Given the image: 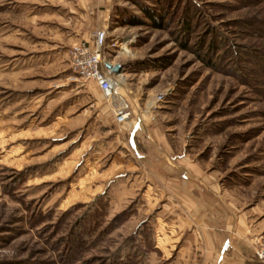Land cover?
I'll return each mask as SVG.
<instances>
[{"label":"rangeland","instance_id":"1","mask_svg":"<svg viewBox=\"0 0 264 264\" xmlns=\"http://www.w3.org/2000/svg\"><path fill=\"white\" fill-rule=\"evenodd\" d=\"M58 1L0 0V264H105L141 222L160 245L162 228L140 207L142 187L125 208L109 204L139 181L132 171L99 177V152L118 128L108 102L69 66L67 51L77 40L61 42L49 25L58 19L49 10ZM248 1L111 0L95 8L105 10L104 24L95 26L97 15L86 14V40L106 30L102 56L122 66L131 107L162 128L173 154L202 162L238 197L264 200V67H256L264 52V2ZM142 6L163 11L164 26L152 24ZM114 37L122 49L110 45ZM163 91L162 102L146 111L144 103ZM101 193L108 201L98 229L129 212L86 246V205ZM148 254L142 264H163Z\"/></svg>","mask_w":264,"mask_h":264},{"label":"crops","instance_id":"2","mask_svg":"<svg viewBox=\"0 0 264 264\" xmlns=\"http://www.w3.org/2000/svg\"><path fill=\"white\" fill-rule=\"evenodd\" d=\"M110 1L59 0L49 8L59 20L53 19L54 24L49 25L57 28L61 42L86 40L90 34L86 14H96V6L106 7ZM97 11L94 25L100 26L105 22V10ZM125 97L138 114L131 107L129 95ZM141 115L127 131L104 130L110 138L99 152L104 157L99 166L104 167L98 174L107 178L112 170L136 173L132 179L139 181L137 186L119 191L109 204L115 211L121 210L128 196L134 198L137 189L143 188L141 195L146 201L140 207L143 212H152L148 221L162 228L161 247L153 236L156 252H150L148 258L158 261L160 257L163 264H264L252 258L253 241L264 236V200L238 197L219 182L216 173L206 171L202 162L186 152L173 154L162 128L144 122ZM110 122L115 125L112 119Z\"/></svg>","mask_w":264,"mask_h":264},{"label":"built area","instance_id":"3","mask_svg":"<svg viewBox=\"0 0 264 264\" xmlns=\"http://www.w3.org/2000/svg\"><path fill=\"white\" fill-rule=\"evenodd\" d=\"M107 32L103 28L93 31L89 40H78L72 43L67 51L69 66L73 74L79 79L96 86L102 98L108 102L113 114V121L117 125L118 131H127L138 121L139 110L135 114L130 108L125 97V78L122 72L114 74L104 67V63H109L102 56V49L108 45ZM111 46L119 47L117 38L114 37ZM112 65V64H111ZM166 91L153 96V102H145L146 111L155 108V103L162 102ZM252 258L264 263V237L258 236L253 241Z\"/></svg>","mask_w":264,"mask_h":264},{"label":"trees","instance_id":"4","mask_svg":"<svg viewBox=\"0 0 264 264\" xmlns=\"http://www.w3.org/2000/svg\"><path fill=\"white\" fill-rule=\"evenodd\" d=\"M262 1L264 2V0ZM251 2H253V0H249L247 3ZM174 6H177V3H174ZM141 11L143 12L144 16L152 22V24H155L158 27L164 26L163 22L165 18V13H163V11H158L156 13L154 10L149 9L145 6L141 7ZM120 23L137 25L138 20L137 18H122L120 20ZM188 26L189 20L187 19V21H184V25L182 24V28L188 29ZM208 45L210 49L214 48L213 41L209 42ZM244 50L247 51V48L245 47ZM247 56H250L249 51L247 53ZM256 59L254 58L257 64L256 67L260 66L261 64L262 67H264V52H261V54L256 57ZM206 62L208 65L211 64L209 62V59H207ZM107 201L108 196L105 193H101L86 205V232L83 231V233L86 234V246L88 244H93L94 241H97L103 233L105 234L109 232L111 228L115 227L117 224L122 223L123 220L127 218L129 210H122L114 214L109 220H107L105 222L104 227L98 229L97 226L100 225V223L104 219V210L107 207ZM138 226H140V230L124 238L121 241L120 246L112 254H110V257L105 260V264H142L141 262L145 258L144 256H146L149 252L153 251L154 249L147 223L141 222ZM65 253L67 254V252Z\"/></svg>","mask_w":264,"mask_h":264},{"label":"water","instance_id":"5","mask_svg":"<svg viewBox=\"0 0 264 264\" xmlns=\"http://www.w3.org/2000/svg\"><path fill=\"white\" fill-rule=\"evenodd\" d=\"M104 67L114 74L120 73L122 71V66L120 64L111 65L110 63H104Z\"/></svg>","mask_w":264,"mask_h":264},{"label":"bare ground","instance_id":"6","mask_svg":"<svg viewBox=\"0 0 264 264\" xmlns=\"http://www.w3.org/2000/svg\"><path fill=\"white\" fill-rule=\"evenodd\" d=\"M128 44V43H127ZM119 46H122V45H119ZM122 49V47H120ZM126 49V48H125Z\"/></svg>","mask_w":264,"mask_h":264}]
</instances>
